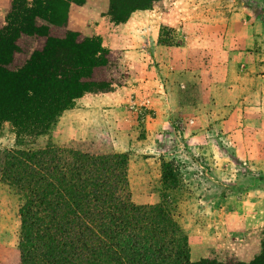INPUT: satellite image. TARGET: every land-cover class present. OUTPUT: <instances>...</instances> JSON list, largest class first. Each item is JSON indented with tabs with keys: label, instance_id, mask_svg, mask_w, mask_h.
I'll list each match as a JSON object with an SVG mask.
<instances>
[{
	"label": "rangeland",
	"instance_id": "rangeland-1",
	"mask_svg": "<svg viewBox=\"0 0 264 264\" xmlns=\"http://www.w3.org/2000/svg\"><path fill=\"white\" fill-rule=\"evenodd\" d=\"M11 1L0 0V29L6 27ZM168 6L159 9L176 11L179 19L174 25L160 29L161 53L167 45L190 43L193 50L208 58L209 77L222 79L225 74L235 75L234 63L229 66L224 62L228 56L226 50L230 53L231 48H239V141L233 139V147L222 143L220 131L207 126V119L201 120L194 115L190 118L188 114L171 119L165 132L147 136L141 121V115L149 113L146 108L123 104L112 108L113 111L98 109L102 93H86L80 97L82 101L74 100L61 112L40 137L17 139L8 123L0 124V149L57 147L74 141L91 144L98 153L125 154L128 191L135 205L159 201L164 187L160 178L161 163H169L172 169L171 165L178 169L179 177L175 189L166 193L174 206L175 219L187 236L190 261L212 259L246 263L253 259L251 256L256 250L259 252V242L264 238V180L259 179H264V0H176ZM56 9V17L59 13L63 16L62 6L57 4ZM36 25L45 27L48 36L57 39L65 32L76 35L77 42L86 37L98 38L69 29L67 18L63 27L41 21H36ZM44 40L19 36L7 68L16 70L23 66L33 51L42 48ZM99 44L100 57L105 62L91 69L89 81L102 83L111 91L126 86L125 70L116 65V55L109 54L101 40ZM215 63L217 66L213 67ZM186 68L181 61H173L170 67L156 65L153 71L164 78L166 70L179 76ZM203 68L197 66L195 70L201 72ZM188 128L192 130L191 135L197 137L193 142L198 151L186 147L184 133ZM237 141L239 146L235 145ZM209 159L216 163V168L211 166L213 163ZM217 169L226 175L219 177L217 174L213 180L221 182L222 187L213 188L206 173L217 172ZM219 197L228 211L227 223H221V229L216 226L222 222L221 214L212 213L205 204L208 198L210 201ZM19 205L15 191L0 181V264H18ZM239 220L243 222L242 227H238ZM201 255L205 257L200 258Z\"/></svg>",
	"mask_w": 264,
	"mask_h": 264
},
{
	"label": "trees",
	"instance_id": "trees-1",
	"mask_svg": "<svg viewBox=\"0 0 264 264\" xmlns=\"http://www.w3.org/2000/svg\"><path fill=\"white\" fill-rule=\"evenodd\" d=\"M155 1L108 0L106 15L117 25ZM83 2L11 1L6 27L0 29V124L8 123L17 139L44 135L83 94L111 91L89 81L91 69L105 62L99 38L77 42L76 35L65 32L57 39L36 25L41 21L63 27L68 6ZM57 4L63 10L58 18ZM21 35L45 40L23 66L10 70L14 43ZM168 164L161 163L164 187L159 201L135 205L125 154L98 153L91 144L74 141L0 149V181L20 199L18 264H264V238L258 254L246 263L190 261L187 236L166 193L175 189L179 172Z\"/></svg>",
	"mask_w": 264,
	"mask_h": 264
},
{
	"label": "crops",
	"instance_id": "crops-1",
	"mask_svg": "<svg viewBox=\"0 0 264 264\" xmlns=\"http://www.w3.org/2000/svg\"><path fill=\"white\" fill-rule=\"evenodd\" d=\"M175 3L176 0L156 1L151 8L131 12L125 22L117 25L112 24L106 15L108 0H84L81 5L69 6L68 28L85 36L98 37L101 44L108 49V53L116 55L118 62L116 65L122 66L125 70L126 86L100 94L98 99L102 103L98 109L107 108L113 111L112 108L123 104H127L128 107L133 104L146 108L149 113L142 114L141 121L147 136L165 132L174 117L188 114L187 116L191 118V115H194L201 120L207 119V126L211 125L220 131L222 143L233 147V139L239 141V48L237 46L231 48L230 53L226 50L225 54L228 56L226 55L224 62L229 66L234 63L235 75L229 77L225 74L222 79L213 78V75L209 77L208 58L193 50L190 43L179 46L167 45L161 53L162 46L158 43L160 29L168 24L174 25L179 19V14L170 9L162 12L159 8L162 6L169 8L168 5ZM173 61H181V64L187 66L179 76L173 71L166 70L164 78H160L159 74L153 71L156 65L170 67ZM197 66L204 68L197 72L195 70ZM216 66L215 63L213 67ZM82 100L83 98H79L76 102ZM209 108H213L211 112H208ZM189 128L184 133L186 138L184 142L189 149L198 151L199 148L193 142L197 137L191 135L192 130ZM238 141L235 145L239 146ZM209 162L216 168V163L212 159H209ZM215 170L206 173L208 182L213 188H218L219 185L222 187L221 182L216 183L213 178L217 174L222 177L226 173ZM220 191L222 192V189ZM211 199L209 201L208 198L205 204L212 213L221 214L222 222L216 225L221 229V223H227L228 211L222 204V197ZM213 199L217 201L216 204ZM242 226L243 222L239 220L238 227ZM214 237L211 238L216 241ZM257 252L258 250L255 253ZM204 257L201 255L200 258Z\"/></svg>",
	"mask_w": 264,
	"mask_h": 264
}]
</instances>
